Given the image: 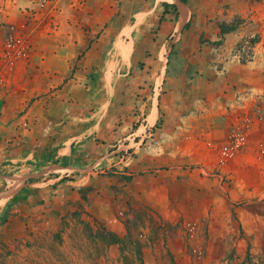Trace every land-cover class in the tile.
<instances>
[{
  "label": "rangeland",
  "instance_id": "374dc122",
  "mask_svg": "<svg viewBox=\"0 0 264 264\" xmlns=\"http://www.w3.org/2000/svg\"><path fill=\"white\" fill-rule=\"evenodd\" d=\"M186 6L0 0V100L9 106L34 74L43 85L32 102L45 108L87 69L79 85L100 81L116 119L97 151L110 155L84 156L80 172L54 164L45 172L58 173L24 186L22 162L2 165L0 264H264V0ZM130 25L134 50L121 63ZM10 113L0 111L1 132L14 130ZM106 231L117 241L104 243Z\"/></svg>",
  "mask_w": 264,
  "mask_h": 264
},
{
  "label": "crops",
  "instance_id": "0c3cea01",
  "mask_svg": "<svg viewBox=\"0 0 264 264\" xmlns=\"http://www.w3.org/2000/svg\"><path fill=\"white\" fill-rule=\"evenodd\" d=\"M164 3L173 4L167 1ZM181 4L187 7L186 4L182 2ZM174 5L177 9V19L179 21L178 8L176 4ZM165 16H169V13L165 12ZM132 26L133 25H130L129 29H125L126 32L124 30L121 33L119 42L120 51L118 52L122 56L121 63L129 61L134 50ZM95 46L96 44L93 43L91 48L86 52L83 60V68L85 65H94V63L92 64L93 61L91 62L90 59L95 58L96 60L97 58V55L95 56V52L97 53ZM86 70L77 71L76 74H74V78H72L65 87L55 95L48 96V102H46L45 108L38 106L37 102H32L39 88L41 89L43 85L42 80L34 74L27 77L23 92L17 94V97L12 98L9 106L4 104L3 100H0V111H11L10 114H19L15 115L14 118H11L12 116L7 118L13 120V131L9 125H7V127L9 126L8 130L0 131V147L2 148L0 149V169L8 160L22 162V169L20 173H17V177L20 176L24 179L22 182L24 186H33L34 178L46 173H48V175L51 173H58L55 170L50 173L45 172L54 164H56L58 168H71L74 171L80 172L82 170H79L74 164L81 160L83 161L84 156L87 155V158L92 160H96L97 158L95 161L96 163L98 160L100 161L110 155L106 154L101 159H98L101 154L97 157V151H102V149L109 144L104 143L103 140L110 141L113 138L115 132L113 128H109L108 123L116 120L113 119L115 114L114 111H111L110 99L105 101L100 92L101 89L97 90V86H101L99 85L101 83L100 81H97L95 78L88 81L90 84L87 88L85 85H79V83L86 78L84 74ZM76 84H78V88L81 87V89H74L77 88ZM69 86L73 87V90H69ZM152 105L153 103L151 106ZM23 107H27V109L21 115L20 112ZM150 111H153V106ZM41 116L45 118L43 122H40ZM155 117L156 114L155 111H153L151 118L155 119ZM144 120L145 119H143V121ZM151 127L152 126H145L144 129L146 130H143V132L148 131ZM137 128L138 131L140 127L137 126ZM176 128H179V125ZM122 131L123 130H121V132ZM108 132H110V134ZM141 135V133L137 134V132H133L131 134L129 133L126 138L130 139V137L133 136L130 140L135 141V139L141 137ZM100 136H102L103 140L100 139ZM4 138L10 141V144H8ZM116 138H119V136H116ZM47 146L56 148L50 149L49 151L47 149L43 150V148ZM4 147L8 149L4 150ZM92 147L93 149L89 152ZM35 153L38 155L46 154L45 159L39 162L40 167H38V169H34V161H36L34 160ZM52 157L54 158L51 159ZM144 157V155H139L138 159L146 160ZM39 163L36 161V165L39 166ZM1 174L3 173H0V178H8V176ZM52 177L59 178L61 176L53 174ZM0 189V195L7 194L9 190H11L10 185ZM15 195L10 197H14ZM10 197L8 198L10 199ZM1 201L2 200H0V202Z\"/></svg>",
  "mask_w": 264,
  "mask_h": 264
},
{
  "label": "trees",
  "instance_id": "16d2710c",
  "mask_svg": "<svg viewBox=\"0 0 264 264\" xmlns=\"http://www.w3.org/2000/svg\"><path fill=\"white\" fill-rule=\"evenodd\" d=\"M179 1L182 2L183 4H186L187 3V0H179ZM163 7H164L165 11L168 8H172L174 10L175 14L177 15V9H176V6L174 4L163 3ZM188 24H189V22H187L184 25V27H187ZM104 233H105V235H104V241L105 242L104 243L111 244V243H114V242L117 241V236L116 235H114V234H112V233H110L108 231H106ZM110 238H111V241L107 240V239H110ZM121 245L123 247L124 244H121ZM140 256H141V252H140ZM125 258H126V262H128L127 261V257H124V259ZM139 262H140V264H144L143 259L141 257L139 258Z\"/></svg>",
  "mask_w": 264,
  "mask_h": 264
}]
</instances>
